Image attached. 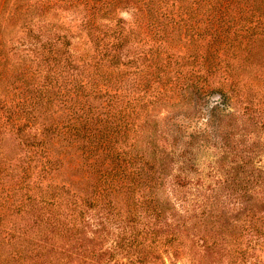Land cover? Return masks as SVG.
<instances>
[{"label":"trees","instance_id":"trees-1","mask_svg":"<svg viewBox=\"0 0 264 264\" xmlns=\"http://www.w3.org/2000/svg\"><path fill=\"white\" fill-rule=\"evenodd\" d=\"M68 1L84 10L81 51L71 30L43 19L23 22L24 42L9 51L0 40L2 263L97 264L138 250L142 264H167L166 250H205V264H264V141L253 138L264 117H226L232 166L199 201L149 115L150 105L188 104L217 76L241 94L248 82L224 75L264 56V0H138L132 22L120 16L128 0ZM124 75L143 78L145 95L127 98ZM43 115L54 122L37 144L27 129ZM40 144L58 148L39 156ZM66 157L75 180L48 183Z\"/></svg>","mask_w":264,"mask_h":264},{"label":"rangeland","instance_id":"rangeland-1","mask_svg":"<svg viewBox=\"0 0 264 264\" xmlns=\"http://www.w3.org/2000/svg\"><path fill=\"white\" fill-rule=\"evenodd\" d=\"M124 6V9L120 11V16L128 22L134 21V15L140 8L138 0H128ZM83 11L82 6L68 0H0V40L4 36L2 41H5L6 50L9 51L12 40L15 41L14 45L16 46H19V42H24V40L17 42L19 38H23V33L20 30L23 22L43 19L54 21L59 26L71 30L76 38H74V43L81 51L85 43V33L81 30L79 23ZM241 57L242 54L237 53L236 57L232 55L230 60L237 64ZM238 68L232 75L228 74L226 69L223 71L226 72L224 77L227 76L228 79L235 80L234 74H238L237 78H240L241 82L242 80L248 82L246 89H243L241 94L237 95V92L233 91L229 85L223 88L224 79L217 76L214 79L210 78L201 95L193 97L188 104L172 107L169 103H159L152 110L153 105L149 106L151 121L158 123V144L160 148L171 153L174 157L173 168L175 171L173 173L178 178V182L193 187L194 200L195 198L199 201L204 200L205 194L210 192L209 190L214 187V184L225 178L221 166H232L230 162L233 161V158L229 154L230 149L223 139L222 132L223 127L229 121L226 117L234 115V117H239L241 122H244L251 112L259 117H264V56L261 54L259 59L257 58L252 63L241 61ZM124 78V83H118V87L122 86L127 98L137 99L140 94L145 95L148 87L145 86L143 78L139 75H124ZM249 86L251 89L247 90ZM148 92H153V88H150ZM220 95L223 98L222 103H219ZM251 103L254 104V110ZM53 122L49 116L43 115V118H40L36 123L30 124L27 132L30 131L31 136H37L38 144L45 140L46 134L43 136L42 133ZM240 129L242 128L240 127ZM3 135L2 144L6 149L17 150L16 140L10 135ZM253 138L264 141V132ZM238 140L240 138L237 135L234 142L237 143ZM56 147L58 148V145ZM56 147L40 144L34 150H37L39 156L44 155L41 153L43 150L46 156L48 149L50 153L55 154ZM222 157H226V162L222 163ZM261 158L262 164H264V154ZM69 160L70 157H66L64 166L59 163L54 167L56 169H53L52 175L57 178L50 179L48 183L55 185L63 184L66 181L68 183L69 178L75 180L77 177L73 176L76 171L75 163L69 162ZM37 166V170H41L40 164ZM188 200H192V197L190 196ZM6 223L12 224V222ZM0 235L5 236L4 229H0ZM111 243L110 240L107 247H110ZM9 247L5 246L7 250H0V264H3L2 251H9ZM110 251L111 254L105 256L97 264H142L143 254H139L138 250ZM204 253L205 250H166L165 260L167 264H205L204 262L208 258L203 257ZM258 254L262 256L264 263V253L258 252ZM155 264H162V258ZM228 264H230L229 261Z\"/></svg>","mask_w":264,"mask_h":264},{"label":"water","instance_id":"water-1","mask_svg":"<svg viewBox=\"0 0 264 264\" xmlns=\"http://www.w3.org/2000/svg\"><path fill=\"white\" fill-rule=\"evenodd\" d=\"M222 101H223V98H222V95H220V96H219V103H222ZM219 103H218V104H219Z\"/></svg>","mask_w":264,"mask_h":264}]
</instances>
